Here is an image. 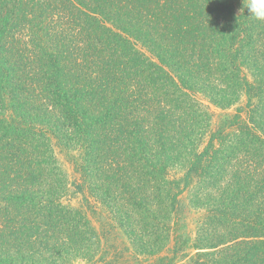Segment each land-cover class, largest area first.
<instances>
[{
	"label": "trees",
	"instance_id": "1",
	"mask_svg": "<svg viewBox=\"0 0 264 264\" xmlns=\"http://www.w3.org/2000/svg\"><path fill=\"white\" fill-rule=\"evenodd\" d=\"M246 3L0 0V264L101 258L72 190L152 264H264V22ZM209 105L234 114L213 128ZM181 208L201 213L193 240Z\"/></svg>",
	"mask_w": 264,
	"mask_h": 264
},
{
	"label": "rangeland",
	"instance_id": "2",
	"mask_svg": "<svg viewBox=\"0 0 264 264\" xmlns=\"http://www.w3.org/2000/svg\"><path fill=\"white\" fill-rule=\"evenodd\" d=\"M205 104L208 105L206 102ZM209 108L213 116V128L217 127L223 117L234 114V108L228 111H221L211 105H209ZM55 153L71 181H77L79 183L80 175L75 173V164L72 160V158L77 156V153H67L59 149H56ZM66 201L72 207L80 208L85 212L102 239L103 253L101 258L94 264H152L155 261V258L145 259L135 254L123 232L118 228L106 210L100 204L96 203L87 191H84V194H75L72 190V195ZM200 215V212L181 208L177 219L181 230L180 233L188 234L193 240ZM165 255L166 252L162 253L159 257ZM74 264L87 263L77 261Z\"/></svg>",
	"mask_w": 264,
	"mask_h": 264
},
{
	"label": "clouds",
	"instance_id": "3",
	"mask_svg": "<svg viewBox=\"0 0 264 264\" xmlns=\"http://www.w3.org/2000/svg\"><path fill=\"white\" fill-rule=\"evenodd\" d=\"M244 9H247L248 15L254 20L264 22V0H247L239 12H244Z\"/></svg>",
	"mask_w": 264,
	"mask_h": 264
}]
</instances>
